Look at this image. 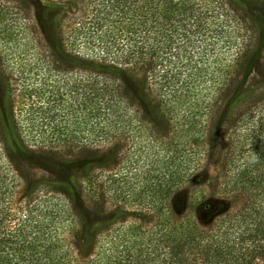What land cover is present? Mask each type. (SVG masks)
Masks as SVG:
<instances>
[{
    "label": "trees",
    "instance_id": "16d2710c",
    "mask_svg": "<svg viewBox=\"0 0 264 264\" xmlns=\"http://www.w3.org/2000/svg\"><path fill=\"white\" fill-rule=\"evenodd\" d=\"M69 1L83 8L44 10L37 35L27 22L16 29L28 38L17 58L36 59L9 72L0 100V264H264V83L228 108L218 200L195 192L183 212L181 198L200 168L204 118L231 88L233 59L252 47L246 6L264 0ZM17 18L0 5L2 37L16 35ZM109 72L138 78L151 120ZM29 142L50 150L125 144L137 167H85L22 193L15 154H29ZM83 200L101 214L79 231ZM129 210L149 215L150 225L122 221Z\"/></svg>",
    "mask_w": 264,
    "mask_h": 264
},
{
    "label": "rangeland",
    "instance_id": "374dc122",
    "mask_svg": "<svg viewBox=\"0 0 264 264\" xmlns=\"http://www.w3.org/2000/svg\"><path fill=\"white\" fill-rule=\"evenodd\" d=\"M0 5L10 7L13 12H17L19 18L12 19V22L6 20L3 26L8 23L12 25L15 36L2 37L0 35V100L5 95V90L8 85L9 72L16 71L23 66L24 62L32 64L35 62V55L27 56L25 60H20L17 57L23 54V48L27 42L24 34L16 32L19 27L22 28V23H28L27 32L31 31L33 35H37L43 28L44 19H42V12L44 10H66L77 14L76 10L83 8V3L77 2L74 8L73 3L69 0H0ZM247 15L249 17V24L252 27V31L255 32L252 47L243 56L238 57V61L233 59V75L230 78L229 83L231 88L219 96L217 105L212 106L211 114L209 118H204L206 127L203 128L200 142L196 143L197 152H199L200 168L197 170L193 181L186 184L182 190L181 198L183 203V212L188 210V205L193 194L201 192L206 194L208 199H217L218 181L215 173V164L220 153L222 146L223 132L226 127L227 111L233 100L241 93L248 91L253 85L258 83H264V6H246ZM33 25V27L31 26ZM1 27V26H0ZM12 34V35H13ZM25 38V39H24ZM234 51V50H233ZM230 60V58H229ZM228 64L230 61L227 62ZM2 64H5V69ZM44 71V70H43ZM211 70H208L205 74V79L208 80ZM112 77L111 72L108 73ZM116 75V74H115ZM115 81L121 85L122 91L125 95V99L133 106L132 108H138L146 120H151V114L149 107L145 99V92L141 88L138 78L131 72L124 74L117 73ZM112 77V79H114ZM55 80L54 77H52ZM211 86V85H210ZM212 87V86H211ZM213 90V87H212ZM202 92L203 98L208 92ZM215 104V103H214ZM199 140V139H198ZM30 143V142H29ZM26 145L29 154H15L16 162L20 165L22 175L25 178L24 184L20 191L28 192L29 188L35 185L38 180L43 178L47 181L64 182L71 176L77 175V172L82 171L85 167H97L100 164L105 165L109 169H127L131 165L133 172L135 171L136 164L134 156L125 157L127 155V145H109L100 148H64V150H50L47 148L39 147L35 143ZM2 146L0 143V152ZM128 165V166H127ZM135 182L140 180V176L136 175ZM139 185V183H138ZM27 190V191H26ZM23 193V192H22ZM218 200V199H217ZM84 212L77 211V217L79 218L78 225L79 231H83L87 226L88 221L93 219L94 216L100 215V212L91 210V206L84 202ZM109 206L105 205L101 207L102 210L109 212ZM139 212L131 210L122 214L121 220L127 223L136 222L142 223L148 227L150 217L149 215L139 216ZM109 218L103 220L108 221ZM106 221V222H107ZM106 226L105 228H107ZM104 228V226H103ZM105 240L104 242H106Z\"/></svg>",
    "mask_w": 264,
    "mask_h": 264
}]
</instances>
